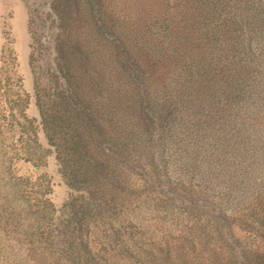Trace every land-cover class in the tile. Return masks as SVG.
Instances as JSON below:
<instances>
[{"label":"rangeland","instance_id":"1","mask_svg":"<svg viewBox=\"0 0 264 264\" xmlns=\"http://www.w3.org/2000/svg\"><path fill=\"white\" fill-rule=\"evenodd\" d=\"M197 1L101 0L112 35L165 56L190 42L185 65L168 68L196 66L221 83L213 112L170 136L158 174L124 163L122 188L88 212L58 171L36 106L52 79V0H0V264H233L231 249L264 264V0L214 1L222 17L202 36L190 19ZM113 54L100 53L112 76Z\"/></svg>","mask_w":264,"mask_h":264},{"label":"trees","instance_id":"2","mask_svg":"<svg viewBox=\"0 0 264 264\" xmlns=\"http://www.w3.org/2000/svg\"><path fill=\"white\" fill-rule=\"evenodd\" d=\"M214 1L218 2L198 0L199 5L195 2L191 7L190 19L198 36L222 17ZM100 3L52 0L49 16L57 32L52 41L54 65L48 66L52 79L36 94L41 129L58 171L67 185L82 190L85 202L83 196L81 202L88 212L96 198L112 193L114 187L122 188L117 170L124 163L148 167L151 176L158 174L155 167L162 163L161 152L170 136L192 114L213 112L221 83L196 66L168 68L177 62L185 65L190 42L179 41L172 48L176 55L165 56L132 43L122 30L112 35L105 22L104 3ZM81 25L87 30L83 36L74 33ZM100 53H114L116 70L111 71L116 79L111 82L113 76L104 69ZM249 69H243L244 78ZM223 84L230 86L226 80ZM229 89L227 95L232 92ZM217 110L224 107L218 105ZM201 151L196 148V153ZM231 251L233 264H246L245 254Z\"/></svg>","mask_w":264,"mask_h":264}]
</instances>
